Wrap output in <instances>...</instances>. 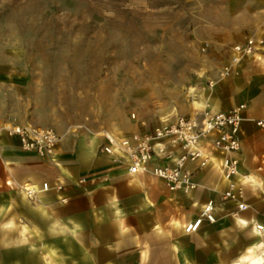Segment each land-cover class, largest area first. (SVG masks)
I'll use <instances>...</instances> for the list:
<instances>
[{"label": "rangeland", "instance_id": "1", "mask_svg": "<svg viewBox=\"0 0 264 264\" xmlns=\"http://www.w3.org/2000/svg\"><path fill=\"white\" fill-rule=\"evenodd\" d=\"M248 37L264 46V0H0V126L47 128L59 136L52 159L21 150L14 138L21 166L49 180L61 145L93 148L96 156L104 131L152 132L170 107L172 114L209 111L212 101L248 107L237 86L256 54L220 75L231 46ZM201 97L207 107L196 110L191 102ZM249 123L244 150L251 155L262 130ZM82 175L84 184L96 172ZM9 179L0 180V221L29 209ZM241 239L207 255L229 264ZM3 257L11 251H0Z\"/></svg>", "mask_w": 264, "mask_h": 264}, {"label": "crops", "instance_id": "2", "mask_svg": "<svg viewBox=\"0 0 264 264\" xmlns=\"http://www.w3.org/2000/svg\"><path fill=\"white\" fill-rule=\"evenodd\" d=\"M255 54L252 72L237 86L243 102H250L242 123L241 171L247 172L254 184L264 182V130H258L259 149L251 155L244 144L249 139V122L264 118V46ZM191 106L200 110L207 104L201 97ZM234 106L221 108L214 101L209 105L211 111ZM15 144L14 138L0 137V180L9 176L22 185L39 186L44 177L32 166L22 167L24 157L16 156ZM57 155L58 169L49 180L62 181L64 189L39 193L36 201L27 199L25 215L14 212L2 216L0 251H11V257L0 258V264H224L220 255L213 263L208 252L227 250L242 238L238 249L241 255L259 240L250 225H242L244 220L264 221L258 191L247 188L244 200L248 208L240 212L239 219L232 217L229 212L234 205L219 201L227 182L214 167L195 171L197 187L184 194L167 190L153 176L129 175L124 166L113 164L107 156H95L93 148L76 146L69 150L61 145ZM89 170L96 172V177L77 184L82 173ZM59 196H65L66 202H59ZM209 198L220 207L216 222H203L198 230L186 233L184 225L196 218L201 204ZM167 204L173 209L164 212ZM197 252L202 254L198 256Z\"/></svg>", "mask_w": 264, "mask_h": 264}, {"label": "built area", "instance_id": "3", "mask_svg": "<svg viewBox=\"0 0 264 264\" xmlns=\"http://www.w3.org/2000/svg\"><path fill=\"white\" fill-rule=\"evenodd\" d=\"M262 40L258 43L261 44ZM258 50L256 40L248 37L231 46L229 62L222 66L220 75L225 77L233 65L253 55ZM211 84V82H209ZM246 104L240 103L229 109L216 111H196L191 114H165L159 117L158 125L149 133L116 134L104 131L103 142L97 146V153L110 158L117 166H124L129 175L147 174L160 180L169 191L189 194L196 189L194 173L197 170L214 167L227 182L226 189L220 193L219 201L230 202L234 209L229 212L238 217L248 208L244 192L258 191L261 199L260 215L264 217V182L257 188L249 179L247 172L241 171L242 165V123L246 121ZM260 130H264V118L251 120ZM15 138L21 150L41 157L53 158L59 142V136L51 129L35 128L16 123L0 126V133ZM85 181L79 177L77 184ZM13 189L24 190L30 200H36L39 193L60 192L64 183L59 180H44L39 186L31 183L27 186L14 179L5 181ZM256 187V186H255ZM57 200L65 203L67 198L59 196ZM219 204L212 198L201 204L196 218L184 225L186 233L198 230L203 222H216ZM243 226L250 225L258 237L261 259L264 264V221L244 220Z\"/></svg>", "mask_w": 264, "mask_h": 264}, {"label": "bare ground", "instance_id": "4", "mask_svg": "<svg viewBox=\"0 0 264 264\" xmlns=\"http://www.w3.org/2000/svg\"><path fill=\"white\" fill-rule=\"evenodd\" d=\"M195 105H198V104H195ZM208 107H209V104H208ZM173 111H174V108L170 107V108H168L166 113L171 114ZM209 111L212 112L210 107H209ZM248 181L252 182L251 179ZM28 185H30V184H28ZM252 185L259 187L261 185V183H255V184L252 183ZM22 186L23 187L27 186V183L23 184ZM22 192L25 194L24 190ZM258 242L259 241L252 242L251 245H248L245 248V250L243 251V253L231 264H259L260 259H261V254L259 251Z\"/></svg>", "mask_w": 264, "mask_h": 264}]
</instances>
